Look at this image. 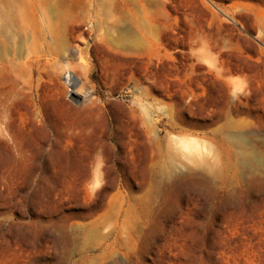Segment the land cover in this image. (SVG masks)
Listing matches in <instances>:
<instances>
[{"label":"rangeland","instance_id":"374dc122","mask_svg":"<svg viewBox=\"0 0 264 264\" xmlns=\"http://www.w3.org/2000/svg\"><path fill=\"white\" fill-rule=\"evenodd\" d=\"M19 1L0 264H264V0Z\"/></svg>","mask_w":264,"mask_h":264},{"label":"bare ground","instance_id":"6f19581e","mask_svg":"<svg viewBox=\"0 0 264 264\" xmlns=\"http://www.w3.org/2000/svg\"><path fill=\"white\" fill-rule=\"evenodd\" d=\"M34 6L44 16L57 17L68 12V8L65 4H62L61 0H42L39 6L34 5V3L31 4V8H34ZM24 14L22 1L0 0V35H11L15 29L22 30ZM61 78L66 86H71V82L74 80V76L69 69L63 71ZM73 92V89L69 88L67 95Z\"/></svg>","mask_w":264,"mask_h":264}]
</instances>
